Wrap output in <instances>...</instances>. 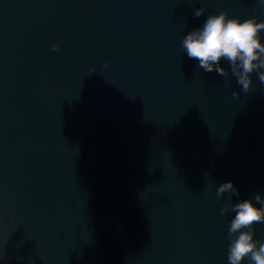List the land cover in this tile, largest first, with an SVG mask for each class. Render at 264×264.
<instances>
[{"label":"water","instance_id":"water-1","mask_svg":"<svg viewBox=\"0 0 264 264\" xmlns=\"http://www.w3.org/2000/svg\"><path fill=\"white\" fill-rule=\"evenodd\" d=\"M221 12L264 0H0V264H230L221 210L264 206V83L187 56Z\"/></svg>","mask_w":264,"mask_h":264},{"label":"clouds","instance_id":"clouds-1","mask_svg":"<svg viewBox=\"0 0 264 264\" xmlns=\"http://www.w3.org/2000/svg\"><path fill=\"white\" fill-rule=\"evenodd\" d=\"M204 11V8H197L193 16L199 18ZM262 31L264 21L257 22L255 18L241 21L221 12L208 16L202 27L185 35L182 47L190 59L199 61V67L205 72L215 71L220 76H227L228 71L220 66V61H228L237 83L247 92L252 86L253 72L264 83V44L260 38ZM52 47L54 51L58 48L57 45ZM233 95L238 93L234 92ZM225 192L229 193V198L239 194L232 181L220 184L217 196L222 197ZM255 200L264 205V199L259 194ZM229 209L235 213L228 230L231 239L228 250L230 264H242L245 258L251 264H264V242L253 238L254 225L264 223V206L257 207L251 199H246L235 205H225L221 214H226Z\"/></svg>","mask_w":264,"mask_h":264}]
</instances>
